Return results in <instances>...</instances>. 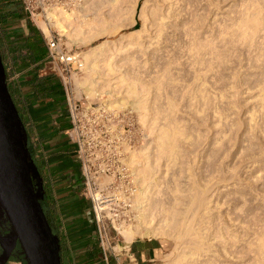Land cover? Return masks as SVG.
<instances>
[{
    "label": "rangeland",
    "instance_id": "1",
    "mask_svg": "<svg viewBox=\"0 0 264 264\" xmlns=\"http://www.w3.org/2000/svg\"><path fill=\"white\" fill-rule=\"evenodd\" d=\"M63 1L64 4L51 8L71 14L70 16L75 20L71 22L73 26L69 24L67 27L73 28L68 30L64 27L65 24L57 25V23L55 26L54 22L48 18L51 8V11L48 9L46 13L36 15V23L45 34L62 37L67 47L81 54L82 60L83 53L89 54L92 49L97 48L99 54L94 57V61H100L105 73L110 71L112 64L116 65L117 69L115 73L110 71L112 75L109 73L110 75L106 76L105 81L109 82L110 86L105 87L107 90L104 88L101 98L96 95L90 97L84 89L77 88L75 81L85 76L86 69L75 71L71 76L74 96L77 99H84L85 96L99 99V104L110 115V123L105 120L108 124L100 133L99 142L94 144L89 140L86 141L88 170L129 171V180L132 179V169L142 164L140 161L145 152L144 146L149 144L155 136L153 132L151 133L152 130L143 127L139 112L132 109L130 103L126 108L121 109L106 107L113 87L116 86L113 90H116L114 91L120 99L125 97L126 81H123L121 76L129 72V81L132 79L143 81L150 91L152 112H156V117L158 113L160 114L158 123L162 125L171 123L181 131L182 135L177 139L179 164L171 165L167 171H158L162 182L157 186L160 191L153 194L154 203L151 207V217L155 224L165 226V214L162 210L164 207L161 208V206L171 205L173 190L177 187L186 190L195 183H205L210 187L206 196L212 200L210 205L212 211L210 210L209 214L207 212V215L205 214L195 223L193 231L196 235H201L198 240H210L209 242L213 244L210 249L215 255L211 251L208 256L213 254L214 260L207 261L208 256H204L205 259L197 264H216V262L218 264H264L257 250V246L264 241V112L258 100L259 95L264 93V44H262L263 47L257 44L247 48L242 44V37L238 33L239 24L244 22L242 18L244 11L248 10L252 14L261 13L264 16V0H177L178 3L173 10L164 16L165 28L158 42L154 44L156 46L151 47L152 49L148 52L138 50L133 45L135 41L143 40L141 37L143 34L141 19L143 18L141 17L145 13L142 8L144 0H138L133 7H130L133 0H124L125 2L122 0V8L125 6L129 9L123 8L124 12L120 15L121 17L124 14L123 19L118 17V21L120 19L118 22L116 17L117 23L113 19L111 25L108 21L112 19L105 20L103 16L106 13L109 18L107 4L103 5L107 7L105 9L102 7L103 3L87 0L93 1L89 5L92 4L93 10H96H94L96 12L94 16L93 12L89 14L91 6L86 0ZM154 1L147 3V7L144 8L145 14L148 13L147 8H150V4ZM171 1L176 2V0ZM84 2L90 8L87 6L89 12L85 11L87 17L82 19L80 7ZM96 2L99 4L93 6ZM11 3H16L17 7L23 11L18 0H0L2 22L6 20L3 15L8 13L6 11L9 9L5 6ZM159 4L164 3L159 2ZM99 11L101 17H99ZM131 11V14L125 13ZM23 14L26 16L24 11ZM145 14L144 17L147 16ZM95 17L100 19L96 22L98 27L95 26ZM147 17L146 25L150 27L151 15ZM103 18L106 21L105 24L102 21ZM132 20L134 26L128 23ZM31 21L35 24L32 19ZM114 21L116 25L113 24ZM196 22L199 28L196 33L199 39L196 42L203 44L201 49L196 48L197 45L192 46L187 39L188 32L196 27ZM99 23L104 25L100 26ZM105 25L109 28L107 29ZM11 26L12 22H4L0 29L9 30ZM79 26L81 33H84H82L83 38L79 29L80 38L76 32ZM45 28H48L50 33L45 32ZM97 28L100 29L98 33L95 32ZM92 32L93 40L90 36ZM94 34L96 36L98 34L97 38ZM87 36L88 41L84 40ZM102 45L103 49L100 47ZM213 47H216L217 51ZM217 52L220 54L218 55ZM133 55L136 62L131 59ZM91 59L93 61V57H89V60ZM91 77L96 78L97 81L103 79L96 72L92 73ZM130 100L132 99L128 98V102ZM131 154L134 155L133 158L137 157V159L134 158L136 162L137 160L140 162L137 165L136 162L132 163L133 167L128 161ZM254 161L257 162L256 165L248 167ZM157 162L163 164L164 170V165H167L165 158L158 159ZM191 168L192 171L187 170ZM81 171H83L82 168ZM140 174L133 194V205L136 209L135 199L145 185L142 179H145L147 172L143 177ZM132 175L134 177V171ZM106 179L111 180L109 177ZM186 193L184 191L183 194ZM133 213L135 215L134 211ZM137 223L138 219L135 220L134 217L131 221L122 223L123 225L121 224L119 228L120 225H118L119 232L110 226L109 232L112 236L110 249L116 245H127L129 242L125 241L121 232L125 228L135 229ZM166 228L173 235L174 228L170 229L168 226ZM173 237L167 235L157 237L162 239L166 246L161 257L150 264H176L178 255L183 251L186 253L191 251L197 240L192 239L191 236L187 237L181 243L179 251L176 249V240ZM109 251L108 249L107 252ZM114 251L123 252V248L114 247ZM7 264L28 263L22 255L17 253L15 258Z\"/></svg>",
    "mask_w": 264,
    "mask_h": 264
},
{
    "label": "crops",
    "instance_id": "2",
    "mask_svg": "<svg viewBox=\"0 0 264 264\" xmlns=\"http://www.w3.org/2000/svg\"><path fill=\"white\" fill-rule=\"evenodd\" d=\"M17 6H5L9 9L3 15L4 22H12V26L0 29L1 54L8 85L43 177L48 215L60 237L62 264H150L158 260L166 245L157 237H136L127 245L115 247L123 248V252H104L101 248L91 205L81 192V166L77 145L69 134L71 121L64 87L55 75L38 70L43 60L28 62L22 44L39 32ZM4 22L0 20V28ZM43 45L46 47L44 38ZM24 57L23 67L18 62Z\"/></svg>",
    "mask_w": 264,
    "mask_h": 264
},
{
    "label": "bare ground",
    "instance_id": "3",
    "mask_svg": "<svg viewBox=\"0 0 264 264\" xmlns=\"http://www.w3.org/2000/svg\"><path fill=\"white\" fill-rule=\"evenodd\" d=\"M93 1L92 2L87 1L88 5H89V3H93ZM97 1L101 2L100 4L103 3L102 7H103V5L107 4L106 6H108L109 18L106 16L107 14L105 12H103V13H105V15H103V16L105 17V20H106V18H107V20L112 19L111 21H108L110 23V25L112 24L113 19L115 20L116 17H117L116 19L118 21V17H120V15H122L121 13L124 12V11H122L123 8H125V9L128 8L125 6L122 8V0H97ZM148 1L149 0H144V3L142 4L143 5L142 6L143 13L144 12L146 13L144 8L147 7V3L151 2V0L149 2ZM123 2H125V1L123 0ZM132 2H133V4H132V6L130 5V7H133L134 3L137 4L138 0H133ZM159 2H163L165 5L164 4L161 5V4H159ZM177 3H178L177 0H176V2H172L171 0H155L153 4H150L151 7L150 8L148 7L147 8L148 10L146 9L148 11V13L147 14L144 13V14L147 16L151 15L152 23L150 24V27L147 26L146 23L148 21V17L147 16L144 17V14L142 13L143 16L141 18H143V19H141V21H142V26H143V30H142L143 34L141 37L143 40H138V41H135L133 43V45L136 47V49L142 50V51L146 50L145 52H148V50L152 49L151 47L156 46L154 44H156L158 42L159 37L161 36V34L165 28L164 16L167 15L168 13H170ZM96 4H99V3L96 2L95 4H93V6H96ZM88 5L87 4L85 5V2H84L80 7V12H81L80 14L82 15V19L87 17V13L89 12V11H87ZM91 5H89V6H91ZM97 6H98V10H99V5H97ZM102 7H100V8H102ZM103 8H105V7H103ZM51 9H52V11L49 9L51 12H49L48 18L51 19L52 22H54L55 26H56V23H57V25L58 24H63V25L65 24L64 27H67V25H69V24H71L70 26H73L71 22H72V20L74 21L75 19H74V17L70 16L71 14H68V13L65 14V13H63L65 11L56 10V9L53 10V8H51ZM132 9H134V8H132ZM94 10L91 6V11L89 12V14H91V12H93L94 13L93 15L95 16L96 10L95 11ZM135 10H136V7H135ZM85 11H87V13ZM126 11H128V10H126ZM259 12H262V11H259ZM61 13H63V14H61ZM100 13L101 12L99 11L98 14H100ZM125 13L131 14L132 11L128 12V13L125 12ZM135 13H136V11H135ZM135 13H134V15H135ZM243 13L244 14H243L242 18H243L244 22L242 21L243 23H240L239 28H238V33L242 37V44H244V46H247V48H248V46L252 48L253 46H255L257 44H259V47H261V46L263 47L262 44H264V16L261 13L252 14L248 10L244 11ZM101 16L102 15L100 14L99 17H101ZM123 16H124V14H123ZM123 16H121L120 18H122ZM99 17H95V19H96L95 23L98 22L97 19ZM92 19H93V17H92ZM98 20H100V19H98ZM105 20H104V18L102 20V21H104L103 22L104 24L106 22ZM102 21H101V23H102ZM115 21L113 24H115ZM117 21H116V23H117ZM119 21H120V19H119ZM79 22L82 23L83 21L81 20ZM108 22H107V24H109ZM132 22H133V20L131 22L129 21L128 23L133 24ZM81 23H80V26H81ZM89 23H90V18H89ZM92 23H93V21H92ZM128 23H127V25H128ZM97 24L98 23H96L95 26L98 27ZM104 24H100V26L104 25ZM125 24H126V22H125ZM195 24H196V27L191 28V30L188 32L187 39L190 40V42L192 43V46L197 45V47L196 46L195 47L198 49L199 48L201 49V48H203V44L200 42H196L199 39V37H197V35H196L197 30L199 28L197 27L198 23L196 22ZM80 26H79V28L75 27L78 36L81 33L80 28L82 26L81 27ZM92 26H90V27H92ZM112 26H114V25H112ZM112 26H110V27H112ZM133 26H134V24H133ZM59 27H60V25H59ZM107 27L109 28V26H106V28ZM48 28H45V32H47V33L49 32ZM71 28H73V27H70L69 29L67 27L68 30H70ZM113 28H115V27H113ZM78 29L80 30V33L78 32L79 31ZM107 29L105 31H107ZM72 30L74 32V29H72ZM93 30H94V28H93ZM93 30H91V31H93ZM99 30L100 29L97 28L95 32L98 33V32H100ZM73 32H71V33H73ZM87 32L88 31H86L85 33H87ZM103 32H104V28H103ZM153 32L155 34H153ZM69 33H67V35ZM82 33H81V35H82ZM92 34H93V32L91 33V35L90 34L89 35L91 36V39L93 40ZM72 36H74V34ZM97 36H98V34H97ZM97 36H96V38H97ZM81 37L83 38V35ZM123 37H125V36H123ZM79 38H80V36H79ZM84 40L88 41V36H87V39H84ZM105 45L106 44H104V46ZM104 46L103 45L100 46L101 49H103ZM100 47H98V48H100ZM213 49H216V47H213ZM98 50H97V48H94V49H92V51L89 54L83 53V61H84L83 69L84 70L86 69L87 72L85 71L86 73H85L84 77H81L75 81L77 83V85H76L77 88L80 87V88L84 89L90 97H92L94 95H96V97H100L101 94L104 93L103 91H105L104 88L107 85L110 86L109 82L105 81V80H107L106 76L110 75L111 72L115 73L117 71L116 65L112 64L109 68V70L111 72L108 71L107 73H105L104 69H102L103 68L102 65L99 63L100 61H94V57L98 56V54H99ZM216 51H217V49H216ZM218 52H217V54H218ZM80 56H81V54H80ZM89 57H93V61H92V59L89 60ZM131 59L134 62L136 59L135 55H133L131 57ZM94 72L98 73L99 77L103 78V79H99L97 81L96 78H92L91 76H92V73H94ZM102 75L106 78H104ZM128 75H130L129 72H127L126 74H123L121 76L122 80L126 81L125 97L120 99L119 98L120 96H117L118 95L117 92L115 93L116 90L115 89H114L115 91L113 90V88H115L116 86L113 88L109 87V88H112V90L110 92L111 93L110 98L107 100L108 102L106 103L107 104L106 107H108V109H113V108L114 109L115 108L121 109V108H126L127 105H129V103H130L132 105V109H136L139 112V116H140L143 127L144 128L146 127L150 131L152 130L151 133L153 132L155 134V136L149 144H146L144 146L145 152L142 155V161H140V162H142L141 166L140 165L138 166L137 163L139 164L140 162L138 160L136 162V160L134 159V158L137 159V157L133 158V156L135 155L134 153H133L134 155L131 154L132 157L131 156H130V158L128 157V159H129L128 161L130 164H132V163L134 164V162H136L135 164L137 165V167L135 166L132 169L134 171V177L132 175L133 171L131 172L132 181H133L134 185L138 184V182H139L138 176L140 173H141L140 175L142 177L144 176V174L146 172H147V174H145L146 175L145 179L144 178L142 179L144 181L143 184H145V185L140 189V192L135 199L136 204H137L136 207H137L138 211L133 205V211L135 212L134 217H135V220L138 219V223L136 224L135 229L125 228L122 230V232L120 230V232L123 235L126 242H131L136 237L142 238L143 236H148V237H158V236H165V235H167L168 237L174 236L175 240H176V249L177 250H179V247H181V243L184 242L187 239V237L191 236L192 239L196 238L197 240H196V242H194L195 247H193L191 249V251H189L187 253H186V251L181 252L177 257L176 264H197L201 260L205 259L204 256L206 257V256H208V253H211L212 250L210 248L213 246V244L209 242L210 240H208V241L207 240L206 241L198 240V238H200L201 235H199V234L196 235L195 232L193 231L194 230L193 226L195 225V223L198 222L200 219H202L207 212H208L207 214H209V212L212 208L210 206L212 203V200L210 198H208L209 196H206V193L210 187L205 183L204 184L195 183V185L189 186V188L186 190H181L179 187H177L175 190H173L174 195H173L172 200H171V201H173L171 203V205L161 206V208L164 207L162 210L165 214V217H164L165 218V226H160V225L155 224L156 222H154L153 217H151V214H152L151 213V207L153 206V203H154L153 194L155 195L157 192L160 191V189H158L157 186L159 185L160 182H162L160 180L161 174H159L158 171H167V170H169L171 165L176 166L179 164L178 163V157H177V152L179 150V146H178L179 141L177 139L179 138V136H182V135H181V131L178 130L177 127H174L171 123L169 125L168 124L162 125V124L158 123V119H160V114L158 113L157 117H156V112H152V108H151V104H150V96H149L150 91L146 88L145 83L143 81H140L137 79H132L131 81H129ZM105 89L107 90V88H105ZM106 92H108V91H106ZM128 98H131L132 100H130L128 102ZM258 100L260 102V105L263 107V112H264V93H261L259 95ZM162 158H165V160L167 162V165H164L167 168L164 167V170L162 168L163 164L161 162H157L158 159H162ZM256 163L257 162L254 161L248 167H251L252 165L255 166ZM133 164H132V167H133ZM187 170L192 171L193 169L191 168V169H187ZM184 191L187 193L183 194ZM207 195H208V193H207ZM214 199H213V201H214ZM156 201H159V200H156ZM162 205H164V204H162ZM178 207H180V208H178ZM122 225L118 226V228L121 227ZM166 226H168L170 229L174 228V229H172L175 231V232H173V235L170 232H168V228H166ZM260 241H262V239ZM116 246H114V247H116ZM258 246H257V250H259V254H261V255H259V258L261 256L262 259L261 258L260 259L262 261L260 259H258V260H260L263 263V261H264L263 260L264 259V241L261 243V245H258ZM182 249H183V246H182ZM174 250H175V247H174ZM177 250H175V251H177ZM212 253L215 255L214 251H212ZM213 254L206 257L207 258L206 260L207 261L208 260H214ZM256 254H258V253H256ZM216 264H218V263L216 262Z\"/></svg>",
    "mask_w": 264,
    "mask_h": 264
},
{
    "label": "water",
    "instance_id": "4",
    "mask_svg": "<svg viewBox=\"0 0 264 264\" xmlns=\"http://www.w3.org/2000/svg\"><path fill=\"white\" fill-rule=\"evenodd\" d=\"M44 191L0 52V264L15 251L28 264H62L60 237L41 202Z\"/></svg>",
    "mask_w": 264,
    "mask_h": 264
},
{
    "label": "built area",
    "instance_id": "5",
    "mask_svg": "<svg viewBox=\"0 0 264 264\" xmlns=\"http://www.w3.org/2000/svg\"><path fill=\"white\" fill-rule=\"evenodd\" d=\"M18 1L27 18L32 19L38 29L43 32L48 52L41 72L55 75L64 87L71 121L69 134L77 145V157L83 169L81 171L83 180L81 192L84 198L90 202L101 248L104 252H107L108 249L114 251V246L110 249L112 236L109 228L112 226L118 232V225L134 219L132 200L136 186L132 179L129 180V171L88 170L89 159L86 156V141L89 140L94 144L99 142L100 133L108 124L105 120L109 122L110 115L99 104V99H91L88 96H85L84 99H77L74 96L71 76L75 71H81L84 67L80 54L73 48L67 47L62 41V37L45 34L35 21L36 15L46 13L51 7L65 2L63 0ZM108 177L111 180L108 181L106 179Z\"/></svg>",
    "mask_w": 264,
    "mask_h": 264
},
{
    "label": "trees",
    "instance_id": "6",
    "mask_svg": "<svg viewBox=\"0 0 264 264\" xmlns=\"http://www.w3.org/2000/svg\"><path fill=\"white\" fill-rule=\"evenodd\" d=\"M37 30L39 32V36H36L35 38H28L27 40H25L23 42V44H22L23 45L22 49L26 50V52H27V54H25V55L28 58V62H30V61L38 62L40 60H43V62H42L43 64L40 67H38V70H40L45 65V57L47 56V52L48 51H47V47H45L43 45V34L41 33V31L39 29H37ZM0 52H1V45H0ZM27 58L24 57V59H20L18 63H22V66L24 67L25 66L24 63L27 60ZM6 75H7V72H6ZM9 89H10V92L12 94L10 86H9ZM28 145H29V143H28ZM29 149H30V151L32 153V150H31L30 146H29ZM32 156H33V154H32ZM44 190H45V188H44ZM41 202H42L44 211L46 213V216L48 217V220H49L51 226L53 227L54 225H53L52 221L49 218L48 210H47V207H46V204H47L46 192H45V197H44V199Z\"/></svg>",
    "mask_w": 264,
    "mask_h": 264
},
{
    "label": "flooded vegetation",
    "instance_id": "7",
    "mask_svg": "<svg viewBox=\"0 0 264 264\" xmlns=\"http://www.w3.org/2000/svg\"><path fill=\"white\" fill-rule=\"evenodd\" d=\"M33 158H34V157H33ZM34 160H35V159H34ZM44 188H45V186H44ZM53 230H54V227H53ZM54 232H55V230H54ZM55 233H56V232H55ZM1 252H2V249H1V247H0V253H1ZM17 253H18V252L15 251L14 254H13V255L10 257V259L8 260V262H10L11 259H14ZM8 262H7V263H8Z\"/></svg>",
    "mask_w": 264,
    "mask_h": 264
}]
</instances>
